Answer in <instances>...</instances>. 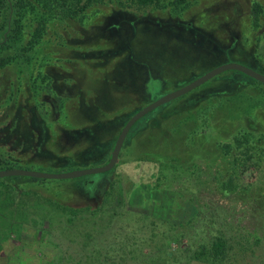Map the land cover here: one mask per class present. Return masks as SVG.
I'll use <instances>...</instances> for the list:
<instances>
[{
  "label": "rangeland",
  "instance_id": "rangeland-1",
  "mask_svg": "<svg viewBox=\"0 0 264 264\" xmlns=\"http://www.w3.org/2000/svg\"><path fill=\"white\" fill-rule=\"evenodd\" d=\"M40 1L47 40L40 58L58 74L63 99L60 107L46 104L39 116L20 112L23 106L10 110L39 123L26 130L17 120L9 127L17 137L29 135L30 146L21 145L24 138L6 139L2 153L13 159L0 170L61 174L101 167L127 121L158 98L227 63L264 75L256 54L264 15L254 29L251 12L264 0H187L179 12L132 0ZM65 1L72 5L68 14ZM15 67L0 69L2 97ZM239 74L227 71L143 117L110 172L67 180L1 178L0 264H212L208 248L219 239L226 252L217 264H264V147L249 152L236 143L245 130L264 143V107L253 114L256 101L264 104V84ZM239 90L234 103L248 108L250 118L219 120L207 135H177L162 119L185 105L198 107L207 95ZM153 139L157 148L166 146L162 168L142 159ZM34 152L40 157L31 159ZM60 206L93 212L69 224Z\"/></svg>",
  "mask_w": 264,
  "mask_h": 264
},
{
  "label": "trees",
  "instance_id": "trees-1",
  "mask_svg": "<svg viewBox=\"0 0 264 264\" xmlns=\"http://www.w3.org/2000/svg\"><path fill=\"white\" fill-rule=\"evenodd\" d=\"M93 1L98 2L102 0ZM132 1L141 6L161 5L162 3H165L166 6H171L170 9H174L173 12L181 11L187 6L188 3L187 0H172L171 3H169V0ZM40 3V0H0V69L9 64L13 68L16 66V74H13L11 79L10 92H6V99L5 96H0V107L4 106V108L12 110L10 109L11 106L6 104L8 103V100H11L13 109H18L20 106H23V104L26 103L27 99H36L40 95L37 81L38 79L40 80V76L43 74L44 79L41 80L43 88L51 87L50 75L53 73V70L48 69L50 67L48 60L44 61L43 65V59L40 58L39 52V49H43L42 42H47V40L42 39L45 32L43 18L38 17L40 15L38 13L40 9ZM166 6L163 4V7ZM71 7L72 5L69 4L68 1L63 2L61 5V8L65 10L63 13L67 14L70 13ZM84 8H86L85 5L82 7V9L84 10ZM252 8V25L253 28L256 29L260 25L261 16L264 15V5L255 2ZM256 46L258 49L256 54L260 58L259 61H261L264 69V33L256 38ZM45 66H47V68ZM34 72H36V74H34ZM239 75L245 76L241 73ZM28 81L30 82L29 86H33V92H31L28 87ZM237 94L240 95V90L234 94H226L221 97H219L217 94H210L207 95L206 98L202 99L201 103L199 102L200 105L198 107H195L197 104L192 107L190 105H185L182 107L181 111L177 110L176 112H172L169 117L162 119H165L163 121H167L169 123L171 129L175 131V134L177 135L183 132H187L189 137H193V135L198 133L207 135L211 131H216L213 129V127L219 120H221L222 123L224 121L250 118L251 115L247 114L246 112L248 111V108L245 109L234 103L238 102ZM23 95L24 98L21 99ZM61 99L63 98L60 97L59 101H61ZM258 103L260 106L257 105ZM256 106L258 112L256 111V108H253L255 110L253 114L258 115L260 111L259 108L264 107V104L260 100L256 101ZM45 110L46 108H42L41 111L43 112ZM179 114H182L181 119L179 118ZM2 117L3 116L0 115V118ZM245 131L240 133V135H244L245 138L238 137L236 140L238 148H248L249 152H251V150L255 147H264V143L254 132L252 133L247 130ZM4 142L5 141H0V166L7 167L9 163H12L13 158L11 157L10 152L5 154L2 153V150H6V144ZM158 145L159 144L155 143V139H153V141L148 140L145 145L146 152L143 154L142 159L145 161L157 162L159 167L162 168L164 161L166 160V158L163 157L165 155L163 153L164 150H166V146L163 143L159 149L157 148ZM229 148L230 151H228L226 147L224 149L226 154L230 156L232 151L231 144H229ZM231 174L235 175V170H232ZM159 175L162 176V173L159 172ZM105 207L106 206H102V209ZM60 211L64 212L65 216L68 218L67 222L69 224L74 223L75 219L79 215L83 214V212H88L89 214L93 212V210L90 211L89 208L77 209L69 206H60ZM90 236L91 235H89V233H86L84 241L88 240ZM255 241L258 242L259 240L256 238ZM240 242L242 244V248L245 249L246 244L243 241ZM208 249L211 251L207 253V257L213 260L212 264H217V262L222 259V256L226 252L225 241L222 239L215 240L212 242V246H210ZM249 249L250 248L248 247L247 250ZM199 255L200 256L197 258L199 260L205 257L203 252Z\"/></svg>",
  "mask_w": 264,
  "mask_h": 264
},
{
  "label": "water",
  "instance_id": "water-1",
  "mask_svg": "<svg viewBox=\"0 0 264 264\" xmlns=\"http://www.w3.org/2000/svg\"><path fill=\"white\" fill-rule=\"evenodd\" d=\"M227 71H236L239 72L257 82H260L261 84H264V75L262 73H259L251 68H248L246 66L236 64V63H227L220 65L218 67L213 68L212 70L206 72L202 76L198 77L197 79L193 80L189 84H187L184 87H181L180 89H177L173 92H170L154 102L144 106L141 110L136 112L123 126L122 130L120 131L110 158L108 162L97 168H89V169H82V170H74L67 173H61V174H47V173H40V172H34V171H27V170H21V169H9V170H0V179L5 177H30L34 179H57V180H67V179H76L81 178L89 175H96V174H104L107 172H110L114 166L118 162L119 154L122 149V146L124 145V142L128 136V133L132 129V127L143 117H145L150 112L158 109L159 107L168 104L172 102L173 100L180 98L191 91L199 88L200 86L204 85L208 81L212 80L213 78L227 72Z\"/></svg>",
  "mask_w": 264,
  "mask_h": 264
},
{
  "label": "flooded vegetation",
  "instance_id": "flooded-vegetation-1",
  "mask_svg": "<svg viewBox=\"0 0 264 264\" xmlns=\"http://www.w3.org/2000/svg\"><path fill=\"white\" fill-rule=\"evenodd\" d=\"M8 75V74H7ZM13 75V74H12ZM12 75L11 76H9V80H10V82H11V79H12ZM44 75V74H43ZM43 75H41L40 76V80L38 79V81H37V85H38V91L40 92V95L36 98V99H34L35 101H34V103L33 104H31V100L32 99H27L26 100V104L28 105H30V107L28 108V110H27V112H26V104L25 105H23V107L22 108H24V109H22L21 108V111L20 112H22L23 110H24V113H27V114H29L30 112H36L37 113V115H38V112H42L41 110H42V108H45V106H46V104L47 105H49V107H50V109H52V108H55V107H60L59 105H60V103H59V98L61 97V94H60V92H59V90L61 89V87H57V81H58V74H51L50 75V79H51V87H45V88H43V85H42V82H41V80H43L44 79V76ZM38 78H39V76H38ZM29 81H28V87H29V89L31 90V92H33V86H29ZM60 83H61V81H60ZM64 83V82H63ZM6 85V82H4V85L2 84V86L4 87ZM59 89V90H58ZM6 93V92H5ZM51 94V95H50ZM46 95H48V96H46ZM56 95H57V98H56ZM6 97H7V95H5V99H6ZM10 99V98H9ZM6 101V100H5ZM46 101V102H45ZM57 102H58V104H57ZM79 102H77V104H78ZM6 104H8V105H10L11 106V108L10 109H13V104H12V101L11 100H8V103H6ZM15 110V109H14ZM9 109H7V108H4V106H2V107H0V115H2V116H4L5 117V121H4V123H3V125H1V127H0V138H2V137H4L3 139H5V140H3V141H5L4 143L6 144V139H8V138H10V139H13L14 138V140H17V141H20V136H15V135H13L12 134V132H11V130L9 129V127H13V125H15L14 123L17 121V120H19V122H20V126L21 127H23L24 129H28V127L30 126V125H34L33 123L34 122H38L39 123V119H36L35 121H34V119H33V116L32 115H30V116H27L26 115V117L28 118V121L27 122H24L23 120H20V118L18 117V114H15V115H10V113H9ZM16 112V111H15ZM39 115H40V113H39ZM38 115V116H39ZM8 116H9V119H8ZM49 120V119H48ZM47 120V121H48ZM34 121V122H33ZM40 121L43 123H47L46 122V120H45V118L44 117H41L40 118ZM28 133V132H27ZM44 134V133H43ZM10 139H9V141H10ZM40 139V137L38 138V140ZM50 139H52V138H50ZM37 140V141H38ZM2 141V140H1ZM36 141V142H37ZM36 142L34 143L35 144V146H36ZM45 142V141H44ZM26 143V142H25ZM8 144H10V142L8 143ZM27 146H29V144L27 143L26 144ZM43 145V144H42ZM6 146H7V144H6ZM33 153V152H32ZM35 153V152H34ZM39 153V152H38ZM40 154V153H39Z\"/></svg>",
  "mask_w": 264,
  "mask_h": 264
},
{
  "label": "crops",
  "instance_id": "crops-1",
  "mask_svg": "<svg viewBox=\"0 0 264 264\" xmlns=\"http://www.w3.org/2000/svg\"><path fill=\"white\" fill-rule=\"evenodd\" d=\"M63 98V97H62ZM98 98H100V96H98ZM12 114H13V112H12ZM12 114H10L11 116H12ZM13 115H15V114H13ZM21 138H20V140L22 139V138H24L23 137V133H21L20 135H19ZM27 139H29V135H28V137H27ZM27 139L25 140V138H24V140L22 141V143H21V145L26 149V150H28L29 149V146H27L26 144L28 143L27 142ZM12 140H14V138L12 139ZM36 141H37V139H36ZM35 141V142H36ZM16 142H18L17 140H16ZM21 142V141H20ZM26 142V143H25ZM36 147V146H35ZM36 150V149H35ZM38 152H36V153H34L33 155L35 156L36 155V157H34L33 158V156L31 157V159H37V158H39L40 157V155H39V153L37 154Z\"/></svg>",
  "mask_w": 264,
  "mask_h": 264
}]
</instances>
